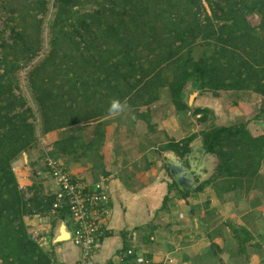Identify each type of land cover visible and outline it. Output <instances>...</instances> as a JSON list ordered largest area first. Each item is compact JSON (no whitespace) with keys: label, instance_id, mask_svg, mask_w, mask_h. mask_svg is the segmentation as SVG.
I'll list each match as a JSON object with an SVG mask.
<instances>
[{"label":"trees","instance_id":"1","mask_svg":"<svg viewBox=\"0 0 264 264\" xmlns=\"http://www.w3.org/2000/svg\"><path fill=\"white\" fill-rule=\"evenodd\" d=\"M0 2V9L11 6L10 0ZM10 6L4 12L13 23L7 34L0 28V264L52 263L25 216L53 212L65 218L67 210L52 211L54 193L25 197L12 162L40 146L47 131L65 127L66 135L49 149L57 157L60 146L75 142V128L67 127L107 113L103 97L149 104L166 87L175 108L184 110L190 82L214 94L251 90L263 104L257 115H264V0H52L51 6L48 0H20ZM251 14H257L256 24ZM26 67L35 106L21 92L18 72ZM83 103L94 106L83 110ZM198 134L216 164L195 190L206 182L219 184L217 190L254 185L264 161V133L253 134L246 120L212 122L164 147L184 156ZM172 187H178L175 180Z\"/></svg>","mask_w":264,"mask_h":264},{"label":"crops","instance_id":"2","mask_svg":"<svg viewBox=\"0 0 264 264\" xmlns=\"http://www.w3.org/2000/svg\"><path fill=\"white\" fill-rule=\"evenodd\" d=\"M192 93L184 98L188 104L184 110L176 109L174 104L170 111L161 110L156 105L161 98L158 97L120 116L103 113L89 118L87 124L75 123V142L70 146L65 142L63 145L68 146L65 149L60 146L56 158L74 177L88 182L106 177L110 212L103 220L95 247L99 263L122 264L118 263L117 254L128 245L127 234L134 230L136 250L123 264H139L140 255L150 258L153 264H264V161L249 189L217 190L219 184L206 182L195 190L196 184L212 174L215 155L207 153L212 158L195 150L193 143L197 136L184 156L164 147L167 142L198 132L212 122L230 124L249 120L264 133V115H257L261 104H256L261 96L236 90L214 94L197 89ZM196 107L210 111L202 115V111H194ZM65 129L47 131L40 136L41 144L52 149L54 140L66 135ZM92 140L95 141L90 144ZM36 150L35 147L26 150L13 161L18 182L26 190L36 182L43 194L54 193L58 186L45 172L44 158ZM170 153L180 160V165L189 167V173L195 172L192 167L202 166L192 174L191 185L178 182L168 161ZM37 170L43 171L42 174H37ZM173 180L178 187L169 189ZM184 188L188 189L186 195L180 194ZM115 212L116 219L111 222L109 219ZM52 213L30 216L41 233V245L56 251L55 263L63 264L69 255L58 243L65 239L56 238L62 225L70 235L71 223L67 215L59 218ZM128 214L132 228L121 220L126 216L129 221ZM166 256L172 261H166ZM76 258L77 254L72 258L74 264Z\"/></svg>","mask_w":264,"mask_h":264},{"label":"built area","instance_id":"3","mask_svg":"<svg viewBox=\"0 0 264 264\" xmlns=\"http://www.w3.org/2000/svg\"><path fill=\"white\" fill-rule=\"evenodd\" d=\"M43 158L46 165L45 172L58 186L54 192L52 211L60 208L67 210L68 220L71 223L69 239L78 248L76 264H101L95 258V247L103 228V220L110 212L107 204L109 193L106 177L100 176L98 180L88 182L74 177L59 158L52 156L46 149ZM42 172L37 170L36 173L42 174ZM136 238L134 230L128 232L126 241L129 243L117 254L118 263L123 264L126 258L134 255ZM137 260L139 264H153L150 258L142 255L138 256ZM165 260L172 261L168 256Z\"/></svg>","mask_w":264,"mask_h":264},{"label":"rangeland","instance_id":"4","mask_svg":"<svg viewBox=\"0 0 264 264\" xmlns=\"http://www.w3.org/2000/svg\"><path fill=\"white\" fill-rule=\"evenodd\" d=\"M11 2V6H10V4H7L6 3V6L4 7V9H0V28H5V34H7L8 33V30L10 29V26H11V24L13 23V21L8 17V15L10 14V13H7V12H4V10H8V7L7 6H10V8H12V6H14V5H16V6H18L19 5V3H20V0H10ZM49 1V6H51V1L52 0H48ZM2 2H6V1H2ZM2 2H0V4L2 3ZM0 6H2V5H0ZM23 8L25 9V6H23ZM48 16H49V14H47L46 15V17L45 18H48ZM258 16H257V14H251V15H249V20H250V22H252L253 24H256L257 22H258ZM46 30V29H45ZM46 41H47V32L46 31H44V33H43V45H44V47L46 46ZM34 61V60H33ZM26 69H27V67L26 68H22L19 72H18V77H19V83H20V87H21V92L24 94V95H26V97L28 98V102L30 103V104H32L33 106H35V103L33 102V99L31 98V96H30V94H29V90H28V88H27V85H26V79H25V71H26ZM195 90H197V88L196 87H194L190 82H188L186 85H185V87H184V90H183V99L184 98H187V96L189 97L190 95H191V93L192 92H194ZM244 92H252L251 90H243V93ZM158 94H159V97H161L160 98V100L156 103V105H158V107H160L161 108V110H171V108L173 109V103H172V101H171V99H170V95H169V92H168V89L166 88V87H161L160 89H159V91H158ZM192 94H194V93H192ZM210 98V97H209ZM103 102L101 103L102 105H104V104H107L106 103V100L107 99H105L104 97H103ZM195 100H196V98L194 99V104H195ZM198 102H199V100H198ZM256 104H261V105H263L262 103H261V98L256 102ZM91 105L92 106H94V103H89V104H85V103H83V110H86L88 107H90L91 108ZM130 105V104H129ZM261 105H259V106H261ZM136 107V108H135ZM137 104H132V105H130V109L131 108H134V109H137ZM88 123V121H80L79 123H77V124H87ZM249 124V125H248ZM75 125L76 124H74V125H71V126H69L68 128H73V127H75ZM247 126H248V128L250 129V131L253 133V134H261L260 133V129H258L257 128V126H256V124L253 122V123H250L249 122V120L247 121ZM70 133L71 132H68V137H71V135H70ZM199 135V134H198ZM197 135V137H199L200 138V135L198 136ZM73 137H74V135H73ZM199 138H196V140H195V142L193 143L194 145V148H195V150H197V152H203L202 153V155L204 154V156H208V157H212L213 158V156L212 155H207V153H209V152H206L203 148H202V145L200 146V140L201 139H199ZM40 138H39V145H40V148H39V146H35V148H37V150L36 151H38V153L40 154V156L42 157L43 155H44V150L46 149V150H48L49 151V149H47L46 147H47V145L45 144V145H42L41 144V142H40ZM42 145V146H41ZM43 146H45V147H43ZM56 155H58V153H59V151H57L56 150ZM206 154V155H205ZM214 155V154H213ZM53 156V155H52ZM12 165H13V162H12ZM14 169V168H13ZM32 171H35V169L34 170H32ZM16 173V176H17V171H15ZM19 176H17V178H18ZM18 180V179H17ZM34 184V186H28L27 187V190H26V188H25V186L23 187V189H24V195H25V197H29L31 194H33V193H39V194H43L42 193V191L39 189V184H37L36 182H34L33 183ZM127 212V211H126ZM125 212V213H126ZM153 214H156V213H153ZM31 215V214H30ZM30 215H26L25 216V222H26V224H27V229H28V231H29V233L31 234V236L33 237V238H35V239H37L39 242H40V244H41V242L43 241V239L41 238V233H40V231H38V227L37 226H35V221H32V216H30ZM131 214H128L127 216L130 218L129 219V221H128V219H127V217L126 216H124V218H121V220L122 221H124V224L128 227V228H132V227H134V225H132V219H131V216H130ZM134 213L132 214V217H134ZM140 216H141V214H139ZM139 215H138V217H139ZM116 216H117V213L115 212V216L113 215V218H112V216L110 217V219L109 220H111V222H112V220L114 221V219H116ZM35 218V217H34ZM135 220H138V219H135ZM109 223H110V221H109ZM56 225H58L59 226V222H57L56 223ZM68 227H69V225H68ZM115 235V234H114ZM108 238H110V237H108ZM118 238V240H119V237H117ZM106 241V240H105ZM59 246H61L62 248H64V252H65V254L67 255H69V259L66 261H64V263L63 264H74V261L72 260V258L74 257V255H76L77 254V256H78V248L75 246L74 247V245L71 243V241H70V239L68 238V239H65V240H63L62 242L60 241L59 243ZM48 250V252H49V255L51 256V259H52V263L51 264H57L58 262H56L55 263V255H56V251L54 252L52 249H47ZM73 256V257H72ZM58 258V257H57ZM71 258V259H70ZM58 260H59V258H58ZM60 264V263H59Z\"/></svg>","mask_w":264,"mask_h":264},{"label":"water","instance_id":"5","mask_svg":"<svg viewBox=\"0 0 264 264\" xmlns=\"http://www.w3.org/2000/svg\"><path fill=\"white\" fill-rule=\"evenodd\" d=\"M168 161L170 163V167H171V170L175 172V175L177 177V180L178 182L181 184V185H191V182H192V174H194L195 172H198L201 170V167L202 166H195V167H192V171L194 173H189L188 172V168L187 166H182L179 164L180 160H178L177 158H175L174 154L170 153L169 157H168ZM187 170V171H186ZM64 233V235H62ZM67 236L68 233L64 227V225H62L61 227V230L60 232L58 233L57 235V240H62V239H66L68 238Z\"/></svg>","mask_w":264,"mask_h":264},{"label":"clouds","instance_id":"6","mask_svg":"<svg viewBox=\"0 0 264 264\" xmlns=\"http://www.w3.org/2000/svg\"><path fill=\"white\" fill-rule=\"evenodd\" d=\"M130 105L127 103V100H121L119 98H110L107 108V113L109 116L115 117L120 116L127 111H129Z\"/></svg>","mask_w":264,"mask_h":264},{"label":"bare ground","instance_id":"7","mask_svg":"<svg viewBox=\"0 0 264 264\" xmlns=\"http://www.w3.org/2000/svg\"><path fill=\"white\" fill-rule=\"evenodd\" d=\"M62 235H64V233Z\"/></svg>","mask_w":264,"mask_h":264}]
</instances>
